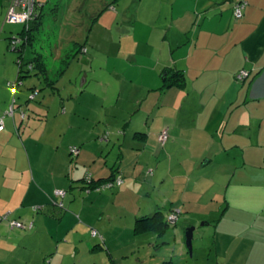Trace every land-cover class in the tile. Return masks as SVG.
Listing matches in <instances>:
<instances>
[{
    "label": "crops",
    "instance_id": "0c3cea01",
    "mask_svg": "<svg viewBox=\"0 0 264 264\" xmlns=\"http://www.w3.org/2000/svg\"><path fill=\"white\" fill-rule=\"evenodd\" d=\"M10 1L0 0V57L6 59L15 25L5 21ZM91 1L41 2L37 32L49 19L58 33L68 11ZM238 1L100 0L104 7L93 18L90 37L97 25L111 31L112 16L114 25L122 24L116 43L98 45L112 53L106 68L119 72L117 79L125 77L117 83L120 95L110 93L111 79H95L91 72L98 60L89 54L83 59L80 94L69 95L76 104L68 107L61 99L60 109L54 107L57 101L29 114L19 91L31 77L13 92L17 68L0 66L5 125L0 130V215L11 212L33 224L20 229L0 223V264H64L71 257L77 264L82 253L105 251L91 228L103 235L109 257L112 240L168 248L166 237L146 240L150 234L135 236L133 228L136 217L172 208L185 213L181 225H210L215 231L211 240H197L191 258L182 250L179 264H264V0H244L243 15L236 17ZM100 2L91 4L90 12L101 8ZM92 39L87 42L95 47ZM71 44L58 56L36 45L44 54L46 76L57 77L54 67L59 69ZM171 69L184 73L183 85L163 87ZM241 70L249 75L239 81ZM32 77L44 79L43 74ZM123 90L130 94L122 95ZM14 104L17 108L8 113ZM164 129L170 139L162 148L158 134ZM72 146L79 147L77 155ZM117 168L125 179L122 187L86 192L83 176L107 178ZM220 179V191L211 193ZM59 189L67 190L64 198L54 197ZM248 235L252 239L243 240Z\"/></svg>",
    "mask_w": 264,
    "mask_h": 264
},
{
    "label": "rangeland",
    "instance_id": "374dc122",
    "mask_svg": "<svg viewBox=\"0 0 264 264\" xmlns=\"http://www.w3.org/2000/svg\"><path fill=\"white\" fill-rule=\"evenodd\" d=\"M38 1H40V3L41 2L43 3L46 0H38ZM102 1L104 3V1L106 0H102ZM99 2L100 0H92L91 4L93 8H94V5H97V3ZM100 3H101V8L99 9L95 8V10L92 12H90L91 11L90 9L92 7L90 3L83 5V6L81 5V7L76 8L75 10L73 9L74 11L73 10L68 11V13L64 15V22H63L64 27H62V29L58 31V33L54 32L53 29L56 27V25H54L53 22L49 19L42 26V29L40 31L41 33L39 35L37 44L39 46L41 45L43 48H47V50H51L54 53V56H58L59 51L66 44H69V43L71 44L73 41L79 44H83L84 42L88 43L87 46L89 48V53L88 52L80 53L79 57L74 59L70 67L64 73V76L61 78V80L57 84L59 91L57 90H55L56 92L52 91V89L46 84V82L42 78L31 77V79L27 80V82L25 83L26 85L22 87V89L19 91L20 93L19 95L21 97L22 104L25 106L24 110L27 112H29L30 110L29 114H33L32 111H35L36 108H43V109L50 108L57 101H59V105L58 106L54 105V107L57 109H60L61 104H62L60 103L61 99L66 100L65 105L68 107H71V105H75L76 102L74 101L73 98L69 97V95L77 96L78 94H80V92L77 91V89H79V85L83 81V78H84V74H83L84 70H82V67L84 64L83 59L84 57L90 58L91 56H89V54H91L93 57L96 58V60H98L97 65H93L94 71L91 72L95 74V79H100L99 81H101V83L107 82L108 80L106 79H111L114 87L110 90V93H113L115 95L117 93V95H120L122 88H118L117 83L121 85V82L123 83L122 80H124L125 77L123 74H120L119 77L121 79L119 78L117 79V75H119V72L114 71L111 73L110 69L106 68L105 61L109 55H112V53H106V52L101 51V48H99L98 45L101 46L103 44H107L110 42L111 44H113V42L116 43V41L119 40V36L121 35L120 28L122 27V24H118L117 26V23H116L114 25L113 21H115L117 17L112 16L110 19H112L113 21H112V24H110V26L114 28H112L111 31L107 32L103 24H102L103 26L97 25L95 29L96 32L95 33L93 32L90 37V30H91L90 27L93 21L95 20L93 18L96 17L95 15L97 13H100V9L104 7V4H102V2ZM121 9L123 8L121 7ZM121 9L119 8L118 10L122 11ZM110 19H109V23L111 22ZM119 19H120V16H119ZM14 24H15L13 27L14 34L12 35L21 33V31L23 30L24 24L22 22H15ZM88 39L95 40V44H96L95 47H92L91 40L87 42ZM9 43H10V40H9ZM94 48L95 49L97 48L98 50L100 49V51H95ZM7 52H9L10 55H8V59L2 58L3 56L0 57V66L3 67L4 65H6V63H8V64H11L10 67L12 66L15 70V68H17L16 61L18 57V52L11 50L9 47L7 49ZM31 52H32L31 47H29V49L25 52L27 60L32 57ZM67 55H68V51L61 57V60H62L61 62L64 61ZM49 60L52 61L53 57H50ZM4 61L6 62L4 63ZM59 64L61 66V63H58L57 65ZM54 68L56 70V66ZM7 70H9V66ZM1 71L2 69H0V72ZM13 84H14V81L13 83H11V85L13 86ZM34 85L37 86L36 89H39L40 92L37 94L35 100H30L32 91L29 88L35 87ZM71 90L74 91L72 94L71 92L67 93L68 91H71ZM128 94H130L129 90H123L122 95H128ZM51 96H53L52 98L54 100L49 101V98ZM17 99H19L18 96H17ZM27 103L29 105L28 108H27ZM123 103H124V100L122 99V104ZM14 105H13V109L14 108L16 109L17 105L16 107ZM222 183L223 181L221 179L217 181L211 193L213 194L218 193V191H220L221 189ZM107 190H110V189H107ZM112 214H114V212H112V210L110 209V211L108 212L109 217ZM126 215H127L128 220L132 221L131 218H133L134 220V216L131 215L130 213H127ZM210 215L212 218H217L219 216V214L216 212H210ZM184 217L185 216H183V219H185ZM191 217H194V216L191 215ZM125 219L126 217H124V220ZM183 226L188 227L185 225ZM214 232L215 231H214L213 226L199 225L195 231L193 246H196L197 240H211L210 239L211 235ZM182 234L184 235V230H182ZM167 236L170 239V246L168 248H162V247L160 248L158 246L153 247L152 244L150 245V244L143 243V240H112L110 247H112V250L114 251L113 257L116 260L115 263L116 264H170L169 261L172 260L173 262H175V264H179V262H176V260L179 256L182 255L181 253L182 250H184L185 255H188L189 258H191L190 257L191 255L189 254L188 248L186 246L185 239L180 240L177 235L176 237H173L170 230L168 231ZM179 236L181 237L180 233H179ZM148 238H151L152 240L155 239V237L151 234L146 236V240H148ZM72 239L73 238L71 237V240ZM251 239L252 237L250 235H248L246 238H243V240H251ZM131 243H134L135 245L133 247H129ZM196 250L197 249H195V252ZM126 253H128V255H126ZM92 254L90 251H88V253L80 254V258L77 259L78 261L77 264H93L96 261H98V264H106L105 263L106 261H108L109 263L110 257L108 256L106 250L102 253L101 251H99L98 254H94V255ZM124 255L125 257H121ZM105 256H107V260H105ZM93 257H97V259L96 258L92 259ZM74 262H75V258L71 257L64 264H74Z\"/></svg>",
    "mask_w": 264,
    "mask_h": 264
},
{
    "label": "trees",
    "instance_id": "16d2710c",
    "mask_svg": "<svg viewBox=\"0 0 264 264\" xmlns=\"http://www.w3.org/2000/svg\"><path fill=\"white\" fill-rule=\"evenodd\" d=\"M242 1H238L234 4L233 6V10L234 7L237 3L243 2ZM42 6L39 8V11L37 13L36 18L29 23L28 28L26 27V25L23 26V30L21 31V33H19L21 35V43L16 47V49L14 51L18 52V57H17V71H18V75L16 78V81L14 82L15 85L12 86V89L14 88V92H17L18 88L20 86H22L24 84V80L26 78L35 76V75H40L43 74L44 75V81L46 82V84L52 89V91L56 92L55 90L59 91L57 84L59 83V80L63 77L64 73L67 71V69L69 68L70 64H71V60L78 54L80 53H85L87 52V48H86V42L83 44H79V43H72L68 51V55L67 57L64 59L63 62L61 63V66L59 65V69L55 70L54 74L57 76L55 78H52L47 75L46 76V72L48 71L46 62H45V58H44V54L42 52H40L38 50V48L36 47L38 38H39V32H37L39 26V20H40V16H41V12H42ZM10 39H12V36L10 37ZM40 44V43H39ZM11 46V42L9 43V48ZM27 47H31V51H32V57L30 59H26V55H25V51ZM43 48V47H42ZM86 50V51H85ZM31 65V67H30ZM169 72H171V75H169ZM46 76V77H45ZM165 84L163 85V87H168L171 85H183L184 84V73L181 70L178 69H171L166 71L165 73ZM35 87H30L32 94L36 93L37 94L40 92L39 89H36L37 86L34 85ZM46 86V87H48ZM31 94V95H32ZM36 96L34 98H31L30 96V100H35ZM169 133V131H168ZM161 132L158 134V144L160 147H165L168 140L170 139V133H169V138L166 141V143L164 145H162L159 142V136H160ZM118 168L113 170V173L107 177V178H99V179H95L91 174H86L85 176H83V178L81 179L82 182L84 183V189L86 190V192L88 191L87 189H97L98 186L101 187L102 185H104L105 183L109 182V181H113L114 185L112 188H106V189H97L99 191L102 190H117L118 188L122 187L125 183V179L123 174L118 172ZM150 173L151 170H149ZM120 176L122 183H118L116 182L117 178ZM67 191V190H66ZM183 213L181 209L178 208H172L171 210H169L168 212L164 211V210H157L155 211L153 214H146V215H140L138 217H136L135 219V223H134V228H133V233L135 236H139V237H143L146 236L148 234H152L155 239L154 240H159L162 237H166L168 239V243L170 242V239L167 236L168 231L170 230L173 237H176V235L178 236V238L180 240H184L185 239V231L187 227H184L183 225H181V220H182V216ZM176 216L175 220L171 219V216ZM183 226V227H182ZM183 228V229H182ZM198 228V227H197ZM91 233L93 232V230L97 231V234H93V236L95 237H100L101 242L99 244V246L105 250L107 249V245L104 241V237L103 235L96 229V228H91ZM172 229V230H171ZM182 230H184V235L182 234ZM179 233L181 234V237L179 236ZM166 240V239H163ZM106 246V247H105ZM189 252V251H188ZM47 262V260H46ZM170 264H174V262L172 260L169 261ZM109 264H115L113 257H110L109 259Z\"/></svg>",
    "mask_w": 264,
    "mask_h": 264
},
{
    "label": "built area",
    "instance_id": "2783aa9c",
    "mask_svg": "<svg viewBox=\"0 0 264 264\" xmlns=\"http://www.w3.org/2000/svg\"><path fill=\"white\" fill-rule=\"evenodd\" d=\"M246 5H247L246 1L237 3L235 5L234 14L236 17H241L243 15V11H244ZM41 6H42V4L38 0H11L9 11H8V14L6 16L5 21L7 23L22 22L28 28L29 23L32 22L36 18L37 13L39 11V8ZM21 41H22L21 35L18 34V35L12 36V39H10V42H11L10 49L14 51L16 49V47L21 43ZM30 67H31V65H30ZM248 75L249 74L246 70H241L236 75V79L239 81H242ZM14 85H15V83L13 84V86ZM12 90H13V92L15 91L14 88ZM35 96H36V93L32 94L31 98H34ZM8 113L12 114L13 108H11ZM4 127H5L4 120H3V118H0V130L4 129ZM168 138H169L168 130L164 129L159 136V142L162 145H164L166 143V141L168 140ZM71 153L73 155H77L79 153V147L78 146H72L71 147ZM116 182H118L119 184L122 183L120 176L117 178ZM113 185H114L113 181H109V182L105 183L104 185H102L101 187L98 186L97 189L112 188ZM54 193H55L54 197L64 198L65 195L67 194V191L59 189V190H56ZM58 204H60L61 207L63 206L62 201H60ZM33 209L35 211H38L41 209V206H34ZM175 218H176L175 215L171 216L172 220H175ZM1 222H5V223L9 224V226H11L12 228L24 229L27 227L32 228V226H33L32 223L26 224L22 220L11 217V212H6V213L0 215V223ZM92 233L95 235V234H97V231L93 230Z\"/></svg>",
    "mask_w": 264,
    "mask_h": 264
},
{
    "label": "water",
    "instance_id": "95a60500",
    "mask_svg": "<svg viewBox=\"0 0 264 264\" xmlns=\"http://www.w3.org/2000/svg\"><path fill=\"white\" fill-rule=\"evenodd\" d=\"M84 82H85V78H83L81 85H83ZM196 229H197L196 225H190L186 228V231H185V242H186V246L188 248L190 255L193 254V250H194L193 243H194V236H195Z\"/></svg>",
    "mask_w": 264,
    "mask_h": 264
},
{
    "label": "clouds",
    "instance_id": "9594fccd",
    "mask_svg": "<svg viewBox=\"0 0 264 264\" xmlns=\"http://www.w3.org/2000/svg\"><path fill=\"white\" fill-rule=\"evenodd\" d=\"M18 35V34H17ZM20 35V34H19Z\"/></svg>",
    "mask_w": 264,
    "mask_h": 264
}]
</instances>
